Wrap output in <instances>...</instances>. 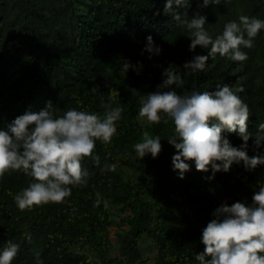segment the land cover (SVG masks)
Here are the masks:
<instances>
[{
    "label": "trees",
    "instance_id": "16d2710c",
    "mask_svg": "<svg viewBox=\"0 0 264 264\" xmlns=\"http://www.w3.org/2000/svg\"><path fill=\"white\" fill-rule=\"evenodd\" d=\"M88 1L90 9L78 14L70 0H63L74 21L69 40L55 47L36 38L32 21L36 0H24L18 7L21 36L0 50V129L6 130L26 112L38 113L48 102L57 117L69 109L102 117V102L108 103L110 92L116 89L119 97L113 107L123 108L117 132L108 145L96 141L93 155L100 156L99 166L90 157L82 160L89 174L87 185H69L71 195L63 203L21 211L14 196L34 179L11 170L0 177V253L11 242L19 246L11 264H38L37 253L43 264H136L141 262V242L147 238L155 255L145 264H201L195 256L204 251L202 232L215 218L213 212L231 195L251 205L252 196L264 185V165L248 170L243 162L234 163L228 172L213 174L211 169L197 171L194 162H188L190 170L181 179L168 159L169 154H177L168 142L174 134L172 122L150 125L139 118L140 96H133L131 90L140 95L161 90L163 73L170 67L184 79L183 88L173 85L170 89L180 95L192 90L214 92L224 85L233 91L243 89L236 94L249 108L247 130L252 134L243 150L249 157L264 156V141L259 146L255 143L258 125L264 124V29L251 48L241 47L246 60L233 61L217 53L209 56L203 71L189 73L184 64L196 55L207 56L210 47L190 50V32L164 12L166 0ZM173 9L182 20L206 17L204 27L213 39L222 34L226 23H239L240 16L264 20V0H221L219 5L210 2L207 6L204 0H188L187 8H177L173 2ZM219 9V14L215 13ZM1 29L0 17V39ZM149 36L161 49L158 55L145 51ZM125 61L134 68L121 75ZM144 131L161 138L162 150L155 159L150 154L136 157L133 146L142 140ZM223 135L233 147L244 143L235 133L225 131ZM112 163L117 164L115 171L103 170L105 164ZM124 169L134 177L132 183L123 179ZM150 174L164 186L146 201L143 194L150 188ZM97 192L102 197L98 206ZM108 205H123L129 212L120 220L127 231L112 259L106 258ZM76 246H86L97 262L75 253ZM210 259L206 257V261Z\"/></svg>",
    "mask_w": 264,
    "mask_h": 264
},
{
    "label": "clouds",
    "instance_id": "9594fccd",
    "mask_svg": "<svg viewBox=\"0 0 264 264\" xmlns=\"http://www.w3.org/2000/svg\"><path fill=\"white\" fill-rule=\"evenodd\" d=\"M173 2L177 8H187L188 0H166L164 12L171 13L190 32V50L194 51L197 46L210 47L207 56L196 55L184 64L189 73L203 71L209 56L217 53L233 61L246 60L247 55L241 47L251 48L254 38L264 29V20L240 16L239 23H226L222 34L213 39L204 27L206 17L182 20V15L173 9ZM210 2L219 5L221 0H204V5ZM183 16L186 17V13ZM145 51L157 55L161 51L151 36L147 37ZM130 68L134 66L125 61L121 75ZM163 76L165 79L158 86L159 91L147 95H140L136 89L131 91L133 96H140L139 118L150 125L159 124L161 120L165 124L172 122L174 134L168 137V142L177 150L172 157V166L181 179L190 170L188 162H194L197 171L211 169L213 174L228 172L234 163L243 162L248 170L264 165V156L249 157L243 150L252 135L247 130L249 108L236 94L243 89L233 91L224 85L218 86L214 92L192 90L180 95L170 89L173 85L184 87L181 74L170 67ZM92 91L95 92L96 88ZM118 97L116 89L110 92L108 103L102 102L101 105L105 109L102 117L76 109H69L57 117L53 105L48 102L38 113L26 112L9 123L6 130L0 129V177L11 170L34 179L14 196L21 211L49 203H63L71 195L69 185H87L89 174L83 169L82 160L90 157L99 166L100 156L93 155L95 144L101 141L108 145L117 132L116 122L123 112L122 107H113ZM225 131L235 133L243 140L240 148L231 145L223 135ZM260 133H264V124L258 125L257 146L264 141V135ZM133 148L136 157L142 159L150 154L155 159L162 150L161 138L144 131L142 140ZM116 168V163L105 164L103 170L115 171ZM96 197L98 206L102 197L99 192ZM104 205L107 207V201ZM213 216L215 218L203 229L201 242L205 247L195 256L196 260L201 264H264V185L252 196L251 205L239 201L231 206L224 203L213 212ZM18 249L17 244L9 242L0 253V264H11ZM36 256L38 264H43L39 253ZM206 257L211 259L206 261Z\"/></svg>",
    "mask_w": 264,
    "mask_h": 264
},
{
    "label": "rangeland",
    "instance_id": "374dc122",
    "mask_svg": "<svg viewBox=\"0 0 264 264\" xmlns=\"http://www.w3.org/2000/svg\"><path fill=\"white\" fill-rule=\"evenodd\" d=\"M24 0H0V17L2 21L0 50L7 49L14 43L22 32L23 23L16 19L18 7ZM78 14H85L90 9L88 0H70ZM37 7L32 12V21L36 33V38L43 41L46 46L55 47L56 45L69 40L70 23H73L74 17L70 15L68 6L63 0H36ZM220 9L215 13L219 14ZM58 30L55 32L54 30ZM176 155L171 153L168 159ZM124 180L133 182L134 177L129 170L124 169L122 172ZM150 179V188L143 194V199L149 201L156 196L159 189H162L164 183L152 174L148 176ZM231 206L238 200L231 195L222 200ZM240 202V201H239ZM110 214V224L108 230L109 247L107 248L106 258L112 259L118 255L119 242L121 237L127 231L120 220L129 215L128 209L123 205H108ZM75 253L84 254L92 261L97 262L95 255L86 246H76L73 248ZM141 262L136 264L148 263L155 255V248L151 243L144 238L140 245Z\"/></svg>",
    "mask_w": 264,
    "mask_h": 264
}]
</instances>
